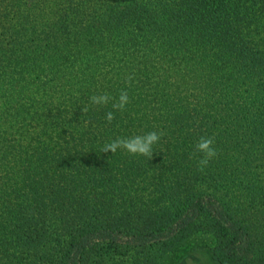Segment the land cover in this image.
I'll list each match as a JSON object with an SVG mask.
<instances>
[{
	"label": "trees",
	"instance_id": "16d2710c",
	"mask_svg": "<svg viewBox=\"0 0 264 264\" xmlns=\"http://www.w3.org/2000/svg\"><path fill=\"white\" fill-rule=\"evenodd\" d=\"M152 131L151 159L100 152ZM195 247L264 264V0H0V264Z\"/></svg>",
	"mask_w": 264,
	"mask_h": 264
},
{
	"label": "clouds",
	"instance_id": "9594fccd",
	"mask_svg": "<svg viewBox=\"0 0 264 264\" xmlns=\"http://www.w3.org/2000/svg\"><path fill=\"white\" fill-rule=\"evenodd\" d=\"M132 77L129 76L128 80L131 81ZM92 105H107L110 100H113L109 94L92 95L89 97ZM129 103V96L127 91H121L118 99L112 103V108L117 111H123L126 105ZM87 111V109H83ZM114 113L109 111L105 115V119L108 123H111L114 119ZM164 133L152 131L144 135H135L132 137H117L109 143L104 144L100 152L115 154L117 150L126 151L130 155L145 156L149 159L152 158L153 150L152 146L156 144ZM214 137H200L199 141L195 144V151L202 154V157L198 161V167L202 171L209 163L210 160L217 156V151L214 147Z\"/></svg>",
	"mask_w": 264,
	"mask_h": 264
},
{
	"label": "rangeland",
	"instance_id": "374dc122",
	"mask_svg": "<svg viewBox=\"0 0 264 264\" xmlns=\"http://www.w3.org/2000/svg\"><path fill=\"white\" fill-rule=\"evenodd\" d=\"M175 264H218L210 255L200 247L192 248L184 253Z\"/></svg>",
	"mask_w": 264,
	"mask_h": 264
}]
</instances>
